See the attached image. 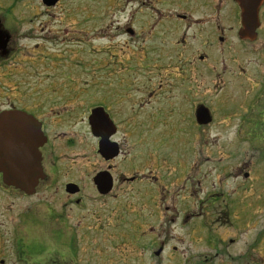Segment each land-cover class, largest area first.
Returning a JSON list of instances; mask_svg holds the SVG:
<instances>
[{
  "label": "rangeland",
  "instance_id": "obj_1",
  "mask_svg": "<svg viewBox=\"0 0 264 264\" xmlns=\"http://www.w3.org/2000/svg\"><path fill=\"white\" fill-rule=\"evenodd\" d=\"M139 6L133 0H59L54 6H45L41 0H0V19L7 17L3 25L14 28L13 36L20 39L14 42V70L22 76L14 77L13 86L21 78L31 99L49 91L46 86L52 80L86 96H117L122 116L136 125L137 132L149 126L154 129V149L149 141H143L147 139H140L143 144L139 149L146 153L143 170L151 169L148 154L154 153L165 161L168 174H174L166 192L167 218L174 222L167 224L170 240L157 264H183L187 258L192 264L203 258L207 264H247V259H239L247 251L254 255L252 264H264V158L258 153L264 143L242 141L248 131L234 127L219 130L213 125L200 131L192 125V104L208 97L214 100L213 92L207 95L201 82L206 75L198 61L201 51L190 45L184 53L182 47H161L150 40L148 5L140 12ZM124 27L136 35L125 34ZM245 58L238 63L246 66ZM149 93L153 94L150 99ZM147 137L151 139V134ZM244 173L249 174L247 180ZM181 187L184 190H176ZM136 191L127 190L124 206L93 202L80 213L65 208L54 188H45L30 199V210L37 213L33 205L40 200L39 212L46 213V240L58 231L69 235L70 228L74 230L77 264H87L89 258L94 264H156L146 250L138 248L135 238L140 224L144 223L141 228L146 230L160 223L148 218L140 223L137 215L134 217L139 202ZM151 192L146 195L153 199L145 202L160 201L161 195ZM225 203L228 209L213 212V207ZM21 205L14 201L15 218ZM181 205L189 215L202 216L192 221L190 217L182 225ZM147 212L148 207L143 208L144 216ZM60 219H66V225ZM52 244L47 243V251L55 250ZM47 257V264L64 260Z\"/></svg>",
  "mask_w": 264,
  "mask_h": 264
},
{
  "label": "flooded vegetation",
  "instance_id": "obj_2",
  "mask_svg": "<svg viewBox=\"0 0 264 264\" xmlns=\"http://www.w3.org/2000/svg\"><path fill=\"white\" fill-rule=\"evenodd\" d=\"M252 1L249 7L256 10L257 20L252 24H256V28L254 34L245 37L241 34L244 27L239 0H133L140 5L139 12L142 6L146 8L148 5L145 11L151 20V31L148 32L150 40L158 41L161 47H182L184 53L194 46L201 51L198 61L203 73L206 72L201 82L207 95L210 90L213 92L210 96L214 100L208 97L192 104V125L200 131L213 125L219 130L234 127L237 131H248L242 141L263 144L264 0ZM4 19L7 20V17ZM3 20L0 19V117H9L8 130L3 132L5 141L9 143L8 156L17 154L18 148L11 145L20 146L24 141L30 142L32 135L39 143L37 160L42 176L38 178L34 190H19L13 184L4 183L0 173V264H47L49 255L63 257V262L59 264H77L78 236L73 233L74 230L70 228L69 235H62L58 231L46 240V213L39 212L42 206L40 200L33 205L37 213L30 210V199L41 194L45 188H54L65 208H74L80 213L87 211L89 203L93 202L106 206L111 201L114 206H124L122 203L127 190H137L138 213L135 212L134 217L137 215L140 223H143V218H148L160 224L158 227L149 226L146 230L141 228L144 223L140 224L135 239L138 248L146 250L149 258L157 264L170 240L167 224L174 222L173 218H167L170 209L166 202V192L170 190L174 174H168L165 161L154 153L148 154V158H152L149 160L151 169L143 170L145 165L142 158L146 153H141L139 149L143 144L140 139H147L143 141H149L154 149L157 145L152 132L154 129L149 126L137 132L136 125L127 123L122 116L123 106L117 96L95 98L93 93L86 96L80 90L70 89V85L53 84L55 80L46 86L49 91H42L33 99L27 91L24 92L21 78L14 87V77L21 75L14 70V42L20 39L13 36L14 28L3 25ZM124 32L130 36L136 35L129 28ZM244 56L246 66L241 65L242 61L238 63ZM57 87L62 90H54ZM152 97L153 94L149 93L148 98ZM138 104L141 110L142 104ZM199 108L207 111V115L201 117V123L196 118ZM153 123L157 126L155 121ZM30 125L33 134L29 131ZM148 134H151V139L147 137ZM22 136L26 137L23 141ZM258 153L264 158V148ZM242 177L247 180L249 174L244 173ZM184 182L182 180L181 184L184 185ZM176 190H184V187ZM147 191L161 195L160 201L145 202L153 199L146 195ZM15 200L22 203L16 218ZM224 205L213 207V212L228 209L226 203ZM184 206L181 205L184 212H180L182 225L185 226L190 217L192 221L202 216L189 215ZM201 206L204 207L203 204ZM146 207L149 212L144 216L142 210ZM222 214L226 218L227 214ZM173 216L176 217L177 213ZM59 221L64 225L67 223L66 219ZM32 223H36V227ZM34 230L36 234H32ZM143 240L147 243L141 244ZM61 242L64 244L61 245ZM47 243H53L55 250L47 251ZM239 259H247V264H252L254 255L247 251ZM191 261L187 258L183 264H192ZM207 262L203 258L193 264ZM87 264H94L93 258H89Z\"/></svg>",
  "mask_w": 264,
  "mask_h": 264
},
{
  "label": "water",
  "instance_id": "obj_3",
  "mask_svg": "<svg viewBox=\"0 0 264 264\" xmlns=\"http://www.w3.org/2000/svg\"><path fill=\"white\" fill-rule=\"evenodd\" d=\"M45 6H54L58 0H41ZM252 0H239L242 6V19L244 30L241 34L243 36L254 34L255 26H252L253 22L257 20L256 10L251 9ZM255 12V14H254ZM254 14V16H251ZM207 115V111L199 108L196 112L197 122L201 123V117ZM9 117L3 115L0 117V173L2 174L3 181L6 184H13V186L19 190H34V187L38 181V178L42 176V172L39 166V161L37 160V147L39 145L38 139L31 135L30 142L24 141L20 146H15L18 148L17 154L14 156L9 155V143L3 135L9 124ZM25 122V121H24ZM29 131L33 134V129L30 125ZM9 138V137H8ZM21 141L25 140L26 137H21ZM8 152V153H7ZM104 193V192H102Z\"/></svg>",
  "mask_w": 264,
  "mask_h": 264
}]
</instances>
